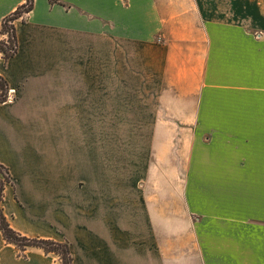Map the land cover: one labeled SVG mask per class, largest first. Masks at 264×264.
<instances>
[{"label": "crops", "instance_id": "1", "mask_svg": "<svg viewBox=\"0 0 264 264\" xmlns=\"http://www.w3.org/2000/svg\"><path fill=\"white\" fill-rule=\"evenodd\" d=\"M23 2L0 0V28ZM193 3L194 36L164 31L184 25L159 0H33L14 20L16 52L0 54L13 90L0 103V164L13 181L0 206L14 231L66 242L71 264H264V0ZM133 28L130 39L153 42L158 89L111 84L112 31L122 42ZM132 90L161 93L153 140L163 125L188 137L181 185L112 179L108 138L80 131L109 123L112 92ZM0 264L61 259L0 231Z\"/></svg>", "mask_w": 264, "mask_h": 264}, {"label": "rangeland", "instance_id": "2", "mask_svg": "<svg viewBox=\"0 0 264 264\" xmlns=\"http://www.w3.org/2000/svg\"><path fill=\"white\" fill-rule=\"evenodd\" d=\"M193 6V0H159V13L184 25L181 27L175 23L173 27L165 28L164 31L176 35H198L199 29L185 26L198 19ZM117 31L119 30L112 31L110 46L111 84L126 85L128 89H134L133 87L139 84L150 89L154 85V88L158 89L160 83L156 78H151L150 61L146 58L151 52L149 46L153 42L130 39L136 32L134 28L127 30L126 37L123 33L125 38L120 42L118 38L113 37L117 36ZM159 37L162 39L159 35H154L151 39L157 41ZM160 94L156 90L112 92L110 122L80 125V131L88 130L95 133L96 143L99 142L97 138L102 142V134L108 138L112 179H133L134 176H138L139 179H150L159 184L167 180L175 181L176 185L183 183L186 175L188 137L183 139L182 133L175 130L177 136L174 139L168 138L167 135L172 134L173 127L163 125L162 131L168 133L162 132L158 140L152 139V132L156 125L158 127L153 120L162 121L166 117L156 98ZM84 143L79 146L82 152L86 150ZM139 165L141 167L138 169ZM5 176V172L1 170L0 179L4 180Z\"/></svg>", "mask_w": 264, "mask_h": 264}, {"label": "trees", "instance_id": "3", "mask_svg": "<svg viewBox=\"0 0 264 264\" xmlns=\"http://www.w3.org/2000/svg\"><path fill=\"white\" fill-rule=\"evenodd\" d=\"M53 1V0H52ZM33 7V0H24L12 13L5 16L1 22L0 33V54L6 61L13 56L17 49V40L14 28V20L21 17L24 13L29 12ZM4 36L6 37L4 39ZM8 90L6 81L0 76V103L5 101V95ZM4 171L6 176L0 179V202L3 199L4 188L6 184H13L12 178L8 169L0 164V172ZM0 231L6 242L15 244L19 249H24L26 246H36L42 248L46 252H53L59 255L61 264H71V256L69 246L66 242H55L50 239L37 237H26L14 231L8 224L3 215L0 206Z\"/></svg>", "mask_w": 264, "mask_h": 264}, {"label": "built area", "instance_id": "4", "mask_svg": "<svg viewBox=\"0 0 264 264\" xmlns=\"http://www.w3.org/2000/svg\"><path fill=\"white\" fill-rule=\"evenodd\" d=\"M6 37L4 36V39ZM13 90L12 89H8L7 92H6V95H5V101H12L13 99Z\"/></svg>", "mask_w": 264, "mask_h": 264}]
</instances>
